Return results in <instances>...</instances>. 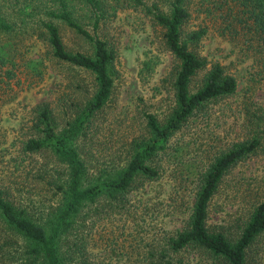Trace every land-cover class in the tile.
<instances>
[{"label": "trees", "instance_id": "16d2710c", "mask_svg": "<svg viewBox=\"0 0 264 264\" xmlns=\"http://www.w3.org/2000/svg\"><path fill=\"white\" fill-rule=\"evenodd\" d=\"M79 2L80 10L77 0H46L39 8L26 0L20 8L0 6V82L9 87L8 80L18 82V74L41 80L48 63L56 62L71 70L66 87L74 92L63 93L57 110L48 102L36 103L25 131L1 150L0 160L7 153L14 164L10 173L32 166L35 160L28 157L42 156L44 162L34 173L35 194L0 175V264H92L96 213L133 222L132 231L120 229L110 238L107 246L114 257L108 258L114 264H261L263 176L242 173L233 182L232 197L242 206L227 229L208 220L213 199L228 186L226 176L264 153V105L253 98L264 83V0H113L139 10L159 29L173 65L166 77V108L141 112L136 132L122 138L118 152L107 155L97 153L92 141L97 115L114 87L115 51L96 31L98 17L107 11L105 0ZM82 8L94 14L90 30ZM34 12L42 17L33 20ZM61 27L79 41L74 47L65 45ZM208 32L229 45L235 64L245 65V84L239 90L224 64L197 53ZM33 35L40 47L32 57L26 55L32 46L25 38ZM153 66L150 58L144 59L139 78L147 79ZM232 97L239 100L242 133L211 147L202 163L184 159L198 148L188 149L189 143L179 139L182 131L209 105ZM31 172L26 170L25 176ZM165 175L170 188L162 191V199L149 203L152 197L139 195L136 204L130 202L132 193ZM159 212L161 219L152 228L143 216ZM174 219L180 226L166 228Z\"/></svg>", "mask_w": 264, "mask_h": 264}, {"label": "rangeland", "instance_id": "374dc122", "mask_svg": "<svg viewBox=\"0 0 264 264\" xmlns=\"http://www.w3.org/2000/svg\"><path fill=\"white\" fill-rule=\"evenodd\" d=\"M22 1L24 0H0V6L3 9L20 8ZM26 1L36 4V7L39 8L42 1L46 0ZM77 1V9L80 10L81 3L80 0ZM105 3L104 8L107 11L103 16L98 17L96 31L101 38L112 45L115 51L116 77L110 100L95 120L96 128L92 142L100 155L115 154L119 151L118 147L122 138H128L141 125V112L159 113L166 108L170 98L166 83L169 78L166 77L173 65L172 56L162 45L159 29L151 26V22L143 13L126 7L123 3L114 5L113 0H105ZM109 5L116 8H110ZM38 8H35V10H38ZM81 11L85 13L84 26L90 30L94 14H91L89 9L86 12L85 8H82ZM39 17H42L41 13H33V20ZM60 33L65 45L69 48L74 47L79 42L73 34L62 27ZM25 39L29 40L27 44L32 46L27 48L29 53L26 55L35 56L34 53L40 47L39 40L35 35L30 39L26 36ZM228 50L229 45L221 41L212 32H208L197 47L199 55L205 57L208 61H219L227 67V70L235 77L237 90H239L245 84L246 67L244 64H235L234 54L228 52ZM147 58L154 62V66L150 76L145 80H141L137 73L141 62ZM1 71L2 69H0ZM71 75L73 74L67 67L53 62L52 64L48 63L41 80L33 76L18 74L19 81L17 82L15 78L9 79V87L0 82V153L13 137L21 136L25 131L24 127L28 124L31 108L36 103L48 102L53 109L57 110L59 98L63 93L69 92V95L74 93L73 90H70V86L69 88L66 87V84L69 85L68 81ZM1 76L3 77L0 73ZM163 78L166 79L164 82L162 81ZM253 98L264 105V83L256 88ZM63 99L65 98L63 97ZM238 101L237 97H232L225 102L209 105L204 115L197 118L190 127L184 129L180 136L178 135L181 141L185 140L189 143V150L198 148L194 152L196 154L193 153L191 156L187 154L184 159L194 157L202 163L203 159L210 154L211 147L219 142L231 140L237 134L242 133L236 106ZM94 152L96 151L93 149ZM1 159L0 175L6 174L4 181L8 178L14 179L21 183L23 190L26 189L29 193L35 194L36 190L33 186L37 183L34 181V173L38 165L44 162L43 157H28L27 161L30 159L35 160L32 162V166L28 165L23 170L20 169L15 173H10L14 170V167L8 154L1 155ZM174 167L177 169V166ZM28 169L32 172L25 176V171ZM166 171L169 172V170ZM242 173H252L257 177H264V153L246 161L226 176L224 180L225 184L228 183V186L222 188L221 193L213 199V205L210 207L208 220L210 224L222 225L227 229L231 220L239 215L242 203L237 198L232 197L233 193L230 190L233 182ZM171 174L175 175L174 173ZM166 176L150 186H145L139 193H132L130 197L133 200L131 199L130 202L136 204L139 195L152 197L149 203L162 199V191L166 193L170 188V178ZM160 190L161 194L158 193V198H155L156 192ZM32 196L34 195L32 194ZM101 216L96 213L94 218L97 219L96 222L93 225H91L92 223L89 224L91 225L92 239L90 261L92 264H114V260L108 258L114 257L112 249L107 246L110 238L118 236L120 229L123 230L121 233L124 234L132 231L133 222L125 221L124 218L118 215L110 214L105 218ZM143 218L145 221L150 220L152 228L161 219L160 212L155 216L151 215V217L144 214ZM178 226H180V221L175 219L165 223V227L169 229ZM120 240L121 237L116 238V241ZM261 264H264V259Z\"/></svg>", "mask_w": 264, "mask_h": 264}]
</instances>
